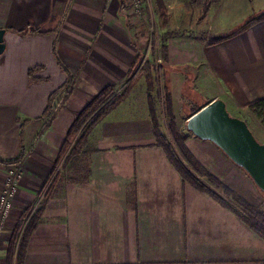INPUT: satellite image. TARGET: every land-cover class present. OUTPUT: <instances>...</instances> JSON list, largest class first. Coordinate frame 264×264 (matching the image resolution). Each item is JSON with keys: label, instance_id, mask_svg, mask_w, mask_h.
<instances>
[{"label": "crops", "instance_id": "0c3cea01", "mask_svg": "<svg viewBox=\"0 0 264 264\" xmlns=\"http://www.w3.org/2000/svg\"><path fill=\"white\" fill-rule=\"evenodd\" d=\"M136 14L128 0H0V189L6 162L21 161L24 173L0 236V264H264V238L234 205L186 179L157 142L156 130L168 126L152 97L155 74L152 87L140 75L92 127L75 160L86 169L63 174L61 152L83 109L105 87L120 92L141 71ZM195 42L166 40V112L176 115L172 102L183 93L185 123L217 98L241 118L255 115L249 104L264 97V19L218 43ZM196 83L219 92L204 96ZM184 141L205 170L264 210L261 190L222 149L191 132ZM30 211L34 227L15 241Z\"/></svg>", "mask_w": 264, "mask_h": 264}, {"label": "rangeland", "instance_id": "374dc122", "mask_svg": "<svg viewBox=\"0 0 264 264\" xmlns=\"http://www.w3.org/2000/svg\"><path fill=\"white\" fill-rule=\"evenodd\" d=\"M257 1L258 0H164L165 5L167 6V11L166 15L163 17V15H160L161 9L156 0H144L146 4L145 15L140 16L139 14H136L138 15L137 19L142 17L140 19L141 23L139 27L140 31L143 33V42L141 43V53L139 57L142 61H144L146 58V61H150L152 63V73L155 74L156 77V88L154 91H152V97L159 104L161 114L165 116L167 120L168 129L163 128V130L160 131L166 136L170 143H173V137L171 135V130L173 127L179 129V133L183 135V138H185L187 134H190V132L187 130L184 120V112H182L184 102L186 104L189 101L182 96L183 93L179 94V98L174 97V101L172 103L176 111V117L174 116V119H170V117H168V112H166L167 94L163 90V78L161 76L163 75L162 73L165 72V69L164 72L162 71L161 64H163V60L165 61L164 48L166 40L172 38L179 39L181 36H184L197 41L195 42L196 45L201 46L212 43V41H214L218 36L222 35L221 33H229L247 21L249 17L257 16L263 13L264 3ZM251 10L253 11V14L247 16L245 20H242V17L245 16V13ZM179 69L184 70L182 67ZM161 71L162 73H160ZM139 78L140 74L133 78L131 81L132 85L133 83L138 82ZM190 81L191 80H189L188 83H190ZM200 84L201 85L198 87L196 83V86L198 87L197 89H201L200 91L204 96L219 92V88L213 85ZM125 89L126 88H123L117 93H122L125 91ZM183 91L186 92L184 89ZM188 106L190 108H192V106L195 107L193 103L192 106ZM227 109L232 116L239 118L243 117H240V112L235 110L232 106H228ZM245 116L249 122L246 118L241 119L247 122L257 140L264 143V137H262L263 135L261 131V119L257 115H253L250 111L247 112ZM79 134L80 131L73 139V142L76 141ZM71 145H73V143ZM175 149L177 148L175 147ZM69 153L70 151L68 154L66 152V155H69ZM65 159L63 158L64 175H71L72 173H76V170L86 169V165L84 163H77L74 160L65 165ZM212 185L216 187L214 184ZM261 192L264 196V192Z\"/></svg>", "mask_w": 264, "mask_h": 264}, {"label": "trees", "instance_id": "16d2710c", "mask_svg": "<svg viewBox=\"0 0 264 264\" xmlns=\"http://www.w3.org/2000/svg\"><path fill=\"white\" fill-rule=\"evenodd\" d=\"M157 4L163 10V17L166 15V6L163 0H157ZM264 19V12L257 15L249 17L247 21L242 23L237 28L233 29V31L218 36L212 43H218L225 39L234 37L238 34H241L245 30H247L251 25L259 20ZM29 31L32 33L39 32V30L35 28H29ZM165 52V48H164ZM153 66L150 61H145L143 64L140 75H144L147 78L149 86L152 87V75H153ZM32 74V71H31ZM132 86V82H129L124 88L125 91L122 93H115V90L112 86L105 87L80 113L76 121L74 122L72 128L69 131L67 139L65 141L63 150L61 152V157L65 154L66 150L73 143L69 155L66 156V164L76 160V156L81 153V150L84 148L88 135L92 129V127L100 121L105 115H107L112 109H114L123 99L128 95V91ZM70 89L69 83L66 84L61 90L65 91V94L68 93ZM61 90L59 92H61ZM56 94V93H55ZM54 96V95H53ZM167 108L170 111L171 108V100L168 95ZM204 106V105H202ZM200 106V107H202ZM200 107L194 109L192 113L197 111ZM249 107L255 115L262 119V123L264 125V97H261L249 104ZM168 114L174 119L172 116V112ZM47 114H51V111L47 112ZM80 131L78 138L75 142L73 139L76 137L77 133ZM157 137V142L163 146L166 150L169 158L175 163V165L179 168L181 174L192 182L199 189H204L209 191L213 196H215L221 202H228L229 204L234 205L237 210L242 214L245 222L257 233H259L264 238V210L259 207H256L250 204L247 200H245L242 196L234 192L227 185L222 183L218 178L209 173L205 168L191 155L190 151L187 149L185 145V141L183 135L179 133V129L173 127L171 130V135L173 137V143H170L166 136L160 131L156 130L155 132ZM177 149H175V147ZM178 150V151H177ZM11 162V161H10ZM9 162H6V164ZM214 184L216 187H214ZM34 220L32 219L25 230L21 233L20 227L18 226L14 231L15 234L14 240L16 241L18 236L20 235L21 240L31 232L34 227ZM23 236V239H22ZM10 250L9 260H11Z\"/></svg>", "mask_w": 264, "mask_h": 264}, {"label": "water", "instance_id": "95a60500", "mask_svg": "<svg viewBox=\"0 0 264 264\" xmlns=\"http://www.w3.org/2000/svg\"><path fill=\"white\" fill-rule=\"evenodd\" d=\"M4 33L0 29V53L5 49ZM186 127L222 149L264 192V143L257 140L245 120L229 113L223 99H214L192 113Z\"/></svg>", "mask_w": 264, "mask_h": 264}, {"label": "built area", "instance_id": "2783aa9c", "mask_svg": "<svg viewBox=\"0 0 264 264\" xmlns=\"http://www.w3.org/2000/svg\"><path fill=\"white\" fill-rule=\"evenodd\" d=\"M128 2L133 6L135 12L141 15L145 11L144 0H128ZM143 61L137 64V72L140 71ZM65 99H60L54 106L52 110L51 116H54L57 111L63 106V102ZM71 146L67 149V154L71 150ZM67 156V155H66ZM24 179V173L22 169V163L19 160L11 161L7 163V175L6 179L3 183L2 188L0 189V236L4 231L9 218L11 216V212L14 208V203L16 196L19 192L20 185ZM52 182V181H51ZM33 216V212L30 211L29 214L24 218L22 229L24 230L29 221ZM22 230V231H23Z\"/></svg>", "mask_w": 264, "mask_h": 264}]
</instances>
